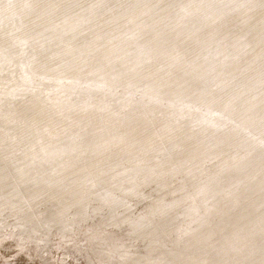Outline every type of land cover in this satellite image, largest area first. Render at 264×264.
<instances>
[{"label": "rangeland", "instance_id": "374dc122", "mask_svg": "<svg viewBox=\"0 0 264 264\" xmlns=\"http://www.w3.org/2000/svg\"><path fill=\"white\" fill-rule=\"evenodd\" d=\"M203 260L264 264V0H0V264Z\"/></svg>", "mask_w": 264, "mask_h": 264}, {"label": "bare ground", "instance_id": "6f19581e", "mask_svg": "<svg viewBox=\"0 0 264 264\" xmlns=\"http://www.w3.org/2000/svg\"><path fill=\"white\" fill-rule=\"evenodd\" d=\"M189 101V100H188ZM198 108V107H197ZM167 113V112H166ZM172 113V112H171ZM165 114V113H164ZM168 114V113H167ZM122 132V131H121ZM116 135V134H115ZM110 136V135H109ZM114 136V135H113ZM158 144V143H157ZM127 149V148H126ZM129 153V152H128ZM50 156V155H49ZM44 157V156H43ZM143 157V156H142ZM144 158H146V157H144ZM143 158V159H144ZM208 159V158H207ZM174 170V169H173ZM120 181H122V180H120ZM198 181V180H197ZM119 182V181H118ZM112 185V184H111ZM140 192V191H139ZM163 200V199H162ZM71 204V203H70ZM98 204V203H97ZM106 206V205H105ZM156 207V206H155ZM73 211V210H72ZM226 211V210H225ZM131 215V214H130ZM240 216V215H239ZM123 221V220H122ZM233 222V221H232ZM52 224V223H51ZM50 225V224H49ZM250 228V227H249ZM253 229V228H252ZM215 233V232H214ZM253 240V239H252ZM259 258V257H258ZM263 259V258H262ZM263 262V261H262ZM201 264H206L205 263V260H203V262L201 263Z\"/></svg>", "mask_w": 264, "mask_h": 264}]
</instances>
